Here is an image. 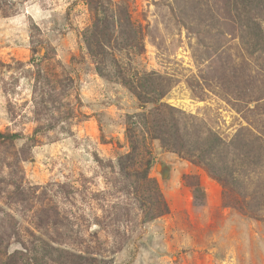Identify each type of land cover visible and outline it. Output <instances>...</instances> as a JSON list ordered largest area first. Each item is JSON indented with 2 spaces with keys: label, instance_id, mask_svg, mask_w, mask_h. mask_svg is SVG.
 <instances>
[{
  "label": "rangeland",
  "instance_id": "374dc122",
  "mask_svg": "<svg viewBox=\"0 0 264 264\" xmlns=\"http://www.w3.org/2000/svg\"><path fill=\"white\" fill-rule=\"evenodd\" d=\"M0 135V264H264V0H0Z\"/></svg>",
  "mask_w": 264,
  "mask_h": 264
},
{
  "label": "trees",
  "instance_id": "16d2710c",
  "mask_svg": "<svg viewBox=\"0 0 264 264\" xmlns=\"http://www.w3.org/2000/svg\"><path fill=\"white\" fill-rule=\"evenodd\" d=\"M100 22V18H96V22L94 24L95 26V30L92 32L93 35L95 36V41H89V49L90 50H93L94 48L97 50V48L102 44V43H98V39L96 36H99L100 33V28H99V23ZM94 55L96 56H99V53L96 52L94 53ZM143 81L145 80H138L137 83L135 84L133 82L132 79H128L125 81V85L128 87V89L133 92L139 100H142L144 102H155L156 101V98H161L163 95H164V91H159L157 92V89H153V85L152 84H146V83H143ZM147 96H151L150 99H147ZM153 96V97H152ZM147 100V101H145ZM1 136V135H0ZM17 137V135H12L11 138H15ZM215 141H218V138L215 139ZM214 146V145H213ZM136 149V147H134V150ZM187 151L184 150V154H186ZM203 154V158H206V152L202 153ZM199 158V157H198ZM148 166H147V169H149V166H150V162H148ZM215 179V178H214ZM218 182H222L221 179L217 178L216 179ZM193 191H194V194L196 195L197 193L199 192H202V187L199 185V184H196V185H193ZM168 212V208L165 207V210H162L160 213H158L157 215H153L151 217H148V219H153L157 216H161L162 214ZM16 257L17 255L15 254H11L10 257H8V260H11V261H17L16 260ZM81 258V257H80ZM83 258L82 257L80 260L78 259L77 260V263L75 264H90V263H87V262H84L83 261Z\"/></svg>",
  "mask_w": 264,
  "mask_h": 264
},
{
  "label": "water",
  "instance_id": "95a60500",
  "mask_svg": "<svg viewBox=\"0 0 264 264\" xmlns=\"http://www.w3.org/2000/svg\"><path fill=\"white\" fill-rule=\"evenodd\" d=\"M157 169L162 173V176L164 178H167L169 176V169L163 168L161 165H158Z\"/></svg>",
  "mask_w": 264,
  "mask_h": 264
}]
</instances>
